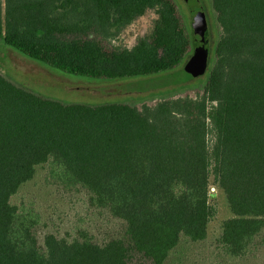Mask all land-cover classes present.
Segmentation results:
<instances>
[{"label": "trees", "instance_id": "1", "mask_svg": "<svg viewBox=\"0 0 264 264\" xmlns=\"http://www.w3.org/2000/svg\"><path fill=\"white\" fill-rule=\"evenodd\" d=\"M220 34L201 92L129 101L62 102L0 73V264H166L186 238L215 239L228 259L264 250V0H210ZM152 10L131 46L113 40ZM0 41L74 76L120 79L176 68L191 53L175 0H0ZM44 166L57 191L82 193L115 232L45 231L33 201H11ZM256 264V263H254Z\"/></svg>", "mask_w": 264, "mask_h": 264}, {"label": "rangeland", "instance_id": "2", "mask_svg": "<svg viewBox=\"0 0 264 264\" xmlns=\"http://www.w3.org/2000/svg\"><path fill=\"white\" fill-rule=\"evenodd\" d=\"M209 31V53L204 71L195 75L198 62L185 67L191 53L174 69L139 77L120 79H93L74 76L32 60L0 41V73L6 78L41 96L62 102L100 103L106 101H129L154 103L163 96H177L196 91L201 92L212 64L213 45L220 34L210 0H199ZM190 30V9L195 0H175ZM189 7V8H188ZM155 17L152 10L137 18L113 42L131 46L150 28ZM44 166L36 168L33 177L23 183L11 201L19 203L33 201L40 212L44 224L39 228V238L45 231L63 233L73 231L75 225H91L90 229L98 241L112 235L115 227L92 214L86 208L82 193L57 191L45 182ZM210 202L216 207L215 216L209 221L204 240L192 242L183 238L170 252L166 264H264V250L253 259H228L216 247L215 239L220 232L222 221L232 214L222 189L211 187Z\"/></svg>", "mask_w": 264, "mask_h": 264}, {"label": "water", "instance_id": "3", "mask_svg": "<svg viewBox=\"0 0 264 264\" xmlns=\"http://www.w3.org/2000/svg\"><path fill=\"white\" fill-rule=\"evenodd\" d=\"M196 1V6L190 9V38H191V55L185 65V67H189V64L194 62H198V67L195 71L196 74H200L204 71L207 63V57L210 49L209 45V31L207 22L205 19L204 12L202 10L201 4L199 0ZM213 189V188H211Z\"/></svg>", "mask_w": 264, "mask_h": 264}]
</instances>
